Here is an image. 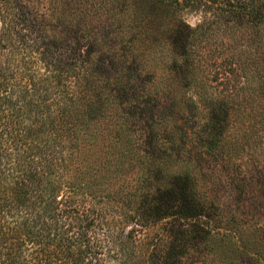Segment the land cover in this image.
I'll return each mask as SVG.
<instances>
[{
	"label": "trees",
	"instance_id": "1",
	"mask_svg": "<svg viewBox=\"0 0 264 264\" xmlns=\"http://www.w3.org/2000/svg\"><path fill=\"white\" fill-rule=\"evenodd\" d=\"M202 1L250 25L259 92L199 95L169 125L181 98L147 50L161 36L173 84L191 83L195 30L173 17ZM257 124L264 0H0V264H264Z\"/></svg>",
	"mask_w": 264,
	"mask_h": 264
},
{
	"label": "rangeland",
	"instance_id": "2",
	"mask_svg": "<svg viewBox=\"0 0 264 264\" xmlns=\"http://www.w3.org/2000/svg\"><path fill=\"white\" fill-rule=\"evenodd\" d=\"M181 3L184 2L181 1ZM203 3V1L200 2V6L197 8L195 6L192 9H181L173 17L176 19L174 22H185L195 30L188 47L190 51L188 59L193 62L191 83L189 82L187 86L182 88L180 87V83L179 87L173 84V75L170 66L173 60L177 59L181 61V58L175 56L172 48L161 36L157 39L158 43L156 42L147 50L148 53H151L149 63H151L153 69L152 78L158 81L160 77H162L164 79V88H169L168 83L170 82L169 91L174 86L175 95L181 98L179 109L173 111L175 113H180V115L175 118H170L171 121H168L169 125L171 123L183 124L182 118H196V113H201V106L205 104L201 102L196 106L199 95L205 94L215 96L218 95L219 92H231L238 96H244L246 94L253 95L259 92V89L256 88L259 84L261 66L258 63L259 46L257 44V38H252V32L250 33L249 31L250 25L245 24L244 21L243 29L237 34L232 33L229 30L230 23L228 22L225 24V21H230V19H227V17L218 10L216 5L210 3L203 5ZM202 23L210 27V29L209 31L206 30L207 35L204 39L200 40L199 38L196 40V27ZM205 28L206 27H202L203 30ZM258 30L259 26L256 25L254 34L257 33L256 31ZM235 48L238 49L235 55L236 53L239 55V62L230 68L231 62L236 61V57L233 54ZM197 82L202 83L203 89L196 88ZM189 99H192L195 104L192 105ZM256 117L257 116L252 115L250 117L251 121L255 122L254 120ZM255 127H259L261 131H263L261 135L264 138L263 128L258 124ZM188 139L194 141L195 137L193 135ZM206 171L210 172V169L199 163L195 165V172L192 174L196 178L199 176L200 172L205 178L204 173H206ZM198 178H200V176ZM193 258L192 264H199L196 261V253L193 255ZM241 263L243 264L242 260ZM235 264H239L238 259H235Z\"/></svg>",
	"mask_w": 264,
	"mask_h": 264
}]
</instances>
